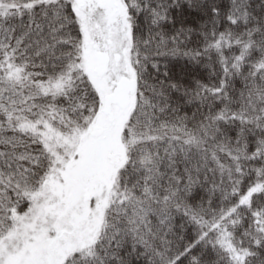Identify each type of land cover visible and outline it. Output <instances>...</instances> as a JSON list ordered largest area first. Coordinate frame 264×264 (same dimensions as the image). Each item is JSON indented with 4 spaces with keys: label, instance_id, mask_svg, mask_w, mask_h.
Instances as JSON below:
<instances>
[{
    "label": "snow or ice",
    "instance_id": "snow-or-ice-1",
    "mask_svg": "<svg viewBox=\"0 0 264 264\" xmlns=\"http://www.w3.org/2000/svg\"><path fill=\"white\" fill-rule=\"evenodd\" d=\"M0 264H264V0H0Z\"/></svg>",
    "mask_w": 264,
    "mask_h": 264
}]
</instances>
